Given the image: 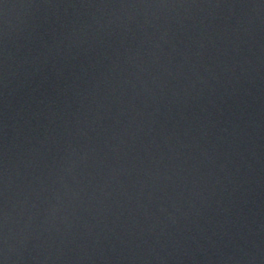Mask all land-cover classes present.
<instances>
[{
	"label": "water",
	"instance_id": "obj_1",
	"mask_svg": "<svg viewBox=\"0 0 264 264\" xmlns=\"http://www.w3.org/2000/svg\"><path fill=\"white\" fill-rule=\"evenodd\" d=\"M0 264H264V0H0Z\"/></svg>",
	"mask_w": 264,
	"mask_h": 264
}]
</instances>
